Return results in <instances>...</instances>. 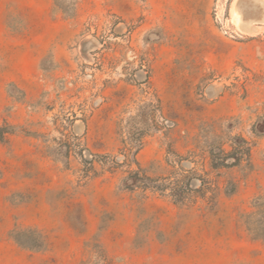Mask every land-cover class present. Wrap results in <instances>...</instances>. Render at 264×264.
Returning <instances> with one entry per match:
<instances>
[{"label":"rangeland","instance_id":"374dc122","mask_svg":"<svg viewBox=\"0 0 264 264\" xmlns=\"http://www.w3.org/2000/svg\"><path fill=\"white\" fill-rule=\"evenodd\" d=\"M240 2L0 0V264H264Z\"/></svg>","mask_w":264,"mask_h":264},{"label":"bare ground","instance_id":"6f19581e","mask_svg":"<svg viewBox=\"0 0 264 264\" xmlns=\"http://www.w3.org/2000/svg\"><path fill=\"white\" fill-rule=\"evenodd\" d=\"M255 2H259V3H261L264 6V0H255ZM237 6H238V8H241V7H246L247 8V6L245 4H242L240 2V0H238V5ZM244 19H245L244 21H245L246 24H248V23H255L256 24V21H254L252 19L246 20V17ZM261 22H264V19ZM249 32H254V31H249Z\"/></svg>","mask_w":264,"mask_h":264},{"label":"water","instance_id":"95a60500","mask_svg":"<svg viewBox=\"0 0 264 264\" xmlns=\"http://www.w3.org/2000/svg\"><path fill=\"white\" fill-rule=\"evenodd\" d=\"M263 19H264V11H263V14H262V16L260 18H252V20H254L256 22H261Z\"/></svg>","mask_w":264,"mask_h":264}]
</instances>
